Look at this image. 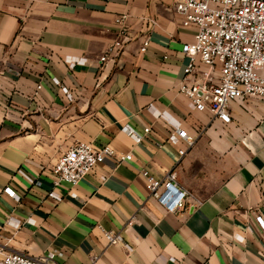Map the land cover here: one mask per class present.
Wrapping results in <instances>:
<instances>
[{
    "label": "crops",
    "instance_id": "0c3cea01",
    "mask_svg": "<svg viewBox=\"0 0 264 264\" xmlns=\"http://www.w3.org/2000/svg\"><path fill=\"white\" fill-rule=\"evenodd\" d=\"M120 15L133 36L101 62ZM182 23L175 0H0V247L59 264H264V99L232 103L228 124L191 106L179 87L196 30ZM178 126L195 139L184 156ZM81 141L116 155L55 186L50 169ZM172 169L191 194L175 213L143 175Z\"/></svg>",
    "mask_w": 264,
    "mask_h": 264
},
{
    "label": "built area",
    "instance_id": "2783aa9c",
    "mask_svg": "<svg viewBox=\"0 0 264 264\" xmlns=\"http://www.w3.org/2000/svg\"><path fill=\"white\" fill-rule=\"evenodd\" d=\"M175 8L183 16V26L196 30L194 39L183 46L190 63L179 90L191 106L208 110L215 119L228 124L232 120V103L250 97L264 99V0H175ZM116 24L117 36L100 57L101 62L115 60L133 36L126 15L118 16ZM149 42V35H145L141 51L147 49ZM40 88L41 85L38 86ZM64 92L71 101L74 99L69 88L65 87ZM149 131L150 128L145 129V132ZM129 133L140 138L131 128ZM194 141L185 128L177 127L173 142L181 156L187 153ZM115 155L111 145L96 148L81 141L60 155L48 175L55 186L61 182L75 186L87 174L96 171L107 157ZM131 158V154H126L120 160ZM143 175L150 196L167 212L179 211L191 195L188 189L178 184L175 169L163 178H157L148 170H144ZM5 192L19 198L10 186L5 188ZM51 195L61 197L55 193ZM256 219L264 230V216L256 213ZM132 221L133 218L128 224ZM103 232L107 245H127L119 233ZM0 264L59 263L52 254L32 256L24 252H8L0 247ZM92 264H96V258Z\"/></svg>",
    "mask_w": 264,
    "mask_h": 264
}]
</instances>
